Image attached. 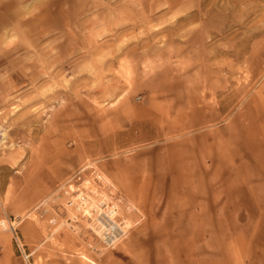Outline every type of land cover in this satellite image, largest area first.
Returning a JSON list of instances; mask_svg holds the SVG:
<instances>
[{"label": "rangeland", "instance_id": "1", "mask_svg": "<svg viewBox=\"0 0 264 264\" xmlns=\"http://www.w3.org/2000/svg\"><path fill=\"white\" fill-rule=\"evenodd\" d=\"M11 217L0 264H264V0H0Z\"/></svg>", "mask_w": 264, "mask_h": 264}, {"label": "built area", "instance_id": "2", "mask_svg": "<svg viewBox=\"0 0 264 264\" xmlns=\"http://www.w3.org/2000/svg\"><path fill=\"white\" fill-rule=\"evenodd\" d=\"M21 220V217H11L0 221V226L16 239L18 248H20L18 243V225ZM91 225V230L99 240L100 247L98 249L95 248L98 253L113 249L126 235L123 227L111 219L104 211L97 213L96 217L91 219Z\"/></svg>", "mask_w": 264, "mask_h": 264}, {"label": "crops", "instance_id": "3", "mask_svg": "<svg viewBox=\"0 0 264 264\" xmlns=\"http://www.w3.org/2000/svg\"><path fill=\"white\" fill-rule=\"evenodd\" d=\"M18 243H19L20 249L24 252V244L21 242L20 238L18 240Z\"/></svg>", "mask_w": 264, "mask_h": 264}, {"label": "bare ground", "instance_id": "4", "mask_svg": "<svg viewBox=\"0 0 264 264\" xmlns=\"http://www.w3.org/2000/svg\"><path fill=\"white\" fill-rule=\"evenodd\" d=\"M257 132V131H256ZM111 219H113L109 214H107ZM114 220V219H113ZM115 221V220H114ZM116 222V221H115ZM117 223V222H116ZM118 224V223H117ZM116 228H118V227H116Z\"/></svg>", "mask_w": 264, "mask_h": 264}]
</instances>
